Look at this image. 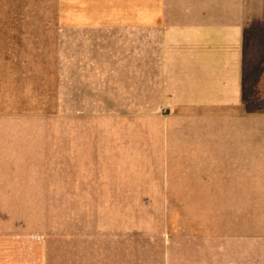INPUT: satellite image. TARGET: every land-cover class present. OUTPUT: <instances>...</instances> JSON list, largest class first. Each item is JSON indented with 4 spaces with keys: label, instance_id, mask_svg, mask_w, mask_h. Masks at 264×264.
Listing matches in <instances>:
<instances>
[{
    "label": "crops",
    "instance_id": "0c3cea01",
    "mask_svg": "<svg viewBox=\"0 0 264 264\" xmlns=\"http://www.w3.org/2000/svg\"><path fill=\"white\" fill-rule=\"evenodd\" d=\"M57 10L26 39L0 28L1 43L37 44L31 104L57 108L0 113V201L184 202L186 264H264V110L246 94L254 75L262 95L244 34L264 0Z\"/></svg>",
    "mask_w": 264,
    "mask_h": 264
},
{
    "label": "rangeland",
    "instance_id": "374dc122",
    "mask_svg": "<svg viewBox=\"0 0 264 264\" xmlns=\"http://www.w3.org/2000/svg\"><path fill=\"white\" fill-rule=\"evenodd\" d=\"M57 18V0H0L2 34L26 39L27 35L41 34L45 22ZM244 34L246 67L259 74L262 95L256 105L252 96L254 75L246 94L261 111L264 110V22L245 28ZM36 45L0 42V99L9 97L10 102L18 104L0 106V113H57L55 107L31 104L36 102L29 97L34 95L32 89L41 84L33 81L35 75L30 73L34 69L41 71L44 61L35 57ZM41 180L36 179L35 183L40 184ZM17 198L28 201H0L3 264H108L107 261L116 259L127 260L129 264H186L187 204L184 202L58 203L34 201L41 197L33 193Z\"/></svg>",
    "mask_w": 264,
    "mask_h": 264
}]
</instances>
